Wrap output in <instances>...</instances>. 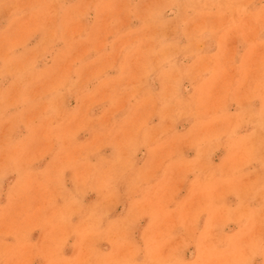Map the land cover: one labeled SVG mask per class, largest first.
<instances>
[{
	"label": "rangeland",
	"instance_id": "rangeland-1",
	"mask_svg": "<svg viewBox=\"0 0 264 264\" xmlns=\"http://www.w3.org/2000/svg\"><path fill=\"white\" fill-rule=\"evenodd\" d=\"M0 264H264V0H0Z\"/></svg>",
	"mask_w": 264,
	"mask_h": 264
}]
</instances>
